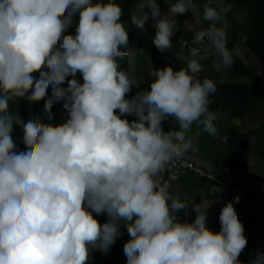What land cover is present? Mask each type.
Instances as JSON below:
<instances>
[{
	"label": "clouds",
	"instance_id": "9594fccd",
	"mask_svg": "<svg viewBox=\"0 0 264 264\" xmlns=\"http://www.w3.org/2000/svg\"><path fill=\"white\" fill-rule=\"evenodd\" d=\"M166 3L161 14L159 0H139L131 22L145 30L151 9L153 43L163 52L173 48L177 14L191 11L195 22L185 23L195 30L193 44L208 42L219 62L232 66L227 31L217 24L231 4ZM77 13L75 34L66 33ZM122 16L119 0H0V264H86L91 248L110 250L121 223L130 234L127 264H264V251L239 259L247 236L232 200L213 231L207 216L214 200L190 207L161 183L166 166L190 147L186 133L194 123L220 136L218 113L209 107L217 84L198 75L201 48L181 57L185 67H154L150 87L128 97L134 77L118 63L129 45ZM49 86L48 122L10 110V100H35ZM60 100L68 118L54 124L51 110ZM169 117L179 127L165 131ZM15 124L24 132L19 145ZM181 209L195 219L181 220ZM94 212L109 218L101 224Z\"/></svg>",
	"mask_w": 264,
	"mask_h": 264
},
{
	"label": "crops",
	"instance_id": "0c3cea01",
	"mask_svg": "<svg viewBox=\"0 0 264 264\" xmlns=\"http://www.w3.org/2000/svg\"><path fill=\"white\" fill-rule=\"evenodd\" d=\"M138 2L139 0H119L123 8L122 20L129 31L130 46L137 27L131 22L130 16ZM196 2L199 3L198 0ZM223 2L232 5L231 10L224 16V21L229 37L228 47L233 53V64L230 68H225L216 55L201 59L203 70L198 75L201 79L208 76L217 84L215 93L211 94L209 107L218 113L215 123L220 129V136L227 135L228 138L225 141L220 136L209 135L203 130L202 125L194 123L186 133L190 147L185 152L205 158L231 172L264 182V0ZM159 3L161 14L166 13L168 10L166 0H159ZM146 10L149 11V19L145 27L153 39L157 18L151 16V9ZM78 17L77 13L74 23L69 25L66 33L75 34ZM186 21L195 22V16L191 11L177 14V30L173 33L172 40H187L193 44L195 30L188 29ZM217 23L221 27L222 20ZM204 26L206 22L196 25L197 29ZM168 50L166 48V51L161 52L155 44L145 38L140 41L136 53V78L139 88L150 87L149 73L154 67L171 65L178 69L186 66V60L173 56ZM76 77L83 82L80 72L76 73ZM71 78L69 75L68 79ZM64 86H67V81L64 82ZM51 93L52 89L49 86L47 92L35 100L27 98L10 100V110L22 120L30 114H38L43 121L48 122L49 113L45 111V100ZM63 103V100H60L53 104L51 122L54 124L62 123L68 118ZM126 115L130 121L136 119L134 115ZM162 127L168 131L177 129L179 125L174 118L169 117L162 121ZM13 137L18 145L23 142L24 133L18 124L14 125ZM169 191L179 195L181 199H188L190 207L194 200L209 203L214 200L207 216V223L213 231H219L222 207L232 200L247 236L246 247L241 251L239 259L248 262L258 251H264V207H257L253 200L240 194H233L219 184L190 174L174 182ZM248 194L255 200L264 198L251 187ZM236 195H239L238 202L234 199ZM93 215L101 224L108 219L103 213L94 212ZM178 217L190 222L195 219V212L181 209ZM120 231L122 234L116 237L107 253L91 248L90 258L86 264H127L124 244L130 239V235H127L129 232L123 224Z\"/></svg>",
	"mask_w": 264,
	"mask_h": 264
},
{
	"label": "built area",
	"instance_id": "2783aa9c",
	"mask_svg": "<svg viewBox=\"0 0 264 264\" xmlns=\"http://www.w3.org/2000/svg\"><path fill=\"white\" fill-rule=\"evenodd\" d=\"M200 3V0H198ZM218 24V23H217ZM207 26V25H206ZM138 34H148V29L145 27V30H141L140 28L136 27L134 35ZM193 46H198L201 48V53H206L211 51L212 49L208 47V42H205L200 45H194L188 42L187 40L181 41H174L173 40V48H167L172 51L181 53V54H188V49ZM130 56V38H129V45L125 50V54L122 58H118V63L120 64L121 69L128 71V59ZM142 88H139V91ZM128 97L135 95L133 86L129 93L126 94ZM19 125V124H18ZM20 130L23 132L22 127L19 125ZM24 133V132H23ZM192 175L200 179L210 180L216 184H219L225 190L233 193V194H240L245 196L251 200H253L257 207H264V198L260 200L253 199L249 194L250 187L243 185L239 182L232 181L228 178L222 177L215 172L193 162L192 160L185 158L183 156L174 157L173 161L166 166L165 170L161 173V183H167L169 189L171 185L178 181L181 177L185 175ZM180 213V211H179ZM178 213V215H179ZM123 224V223H121ZM124 225V224H123Z\"/></svg>",
	"mask_w": 264,
	"mask_h": 264
},
{
	"label": "water",
	"instance_id": "95a60500",
	"mask_svg": "<svg viewBox=\"0 0 264 264\" xmlns=\"http://www.w3.org/2000/svg\"><path fill=\"white\" fill-rule=\"evenodd\" d=\"M217 2L219 4V0H217ZM221 27H224L225 29H227L225 21H224V17H222ZM144 38L153 43V39L150 38L149 34H138L132 38L131 46H130V56L128 59V71L131 72L133 77H134L133 90H134L135 94L139 91V85L137 83V78H136V53H137V49H138L140 41H142ZM164 51H166V49ZM168 51L171 52L170 54H173V56H176V57L184 56L186 58H190L189 54H181V53L172 51L170 49ZM214 55H215V50L212 49L209 52L201 53V59L209 58V57H212ZM181 156L188 158V159L192 160L193 162H196L197 164L215 172L216 174H218L222 177H225V178H228L232 181L239 182L243 185L249 186V187L257 190L262 196H264V182L263 181L256 180L253 178H248L244 175H240L238 173L231 172L227 168L216 165V164L208 161L205 158L196 156L194 154H190V153L185 152V151ZM103 214L107 215V213H103ZM120 227H121V225H120ZM127 235H130V234L127 233Z\"/></svg>",
	"mask_w": 264,
	"mask_h": 264
}]
</instances>
